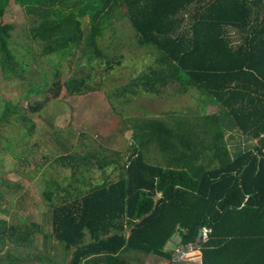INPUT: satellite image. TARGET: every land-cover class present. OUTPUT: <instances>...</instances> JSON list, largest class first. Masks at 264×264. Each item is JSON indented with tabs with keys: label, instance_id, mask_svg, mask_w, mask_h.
<instances>
[{
	"label": "trees",
	"instance_id": "1",
	"mask_svg": "<svg viewBox=\"0 0 264 264\" xmlns=\"http://www.w3.org/2000/svg\"><path fill=\"white\" fill-rule=\"evenodd\" d=\"M12 2L30 18L26 35L42 55L80 54L75 74L54 81V93L93 90L79 68L83 59L109 68L121 63L118 44L114 58L100 39L112 19L123 18L136 46L154 58L132 86L157 95L194 88L221 109L208 113L203 104L198 112L142 117L126 150L99 145L58 155L73 179H52L42 191L48 230L0 217V240L29 248L41 233L65 250L62 264H136L142 255L175 260L164 248L178 234L182 246H200L202 264H264V0H0L1 18ZM14 29L0 22L6 81L25 76L23 52L34 49H16ZM42 103L29 107L39 111ZM29 107L5 99L0 136L11 117L28 123ZM228 129L244 137L238 146L229 145ZM154 145L162 163L148 159ZM93 166L103 170L100 178L77 176ZM3 212L10 211L0 206ZM204 228L211 230L205 243Z\"/></svg>",
	"mask_w": 264,
	"mask_h": 264
},
{
	"label": "rangeland",
	"instance_id": "2",
	"mask_svg": "<svg viewBox=\"0 0 264 264\" xmlns=\"http://www.w3.org/2000/svg\"><path fill=\"white\" fill-rule=\"evenodd\" d=\"M0 22L15 27L13 39L16 49L23 50L34 45L26 35L32 24L30 18L17 3H11L6 15L0 17ZM110 23L113 27L103 30L100 41L108 47L109 52L117 46L114 44H118L122 56L117 57L121 63L112 64L109 68L103 62L88 63L83 59L79 68L89 76L88 82L93 89L83 94H71L66 89L56 94L53 90L54 81L63 84L75 74L79 53L44 56L40 47H29L28 51L23 52L29 63L27 72L24 77L14 81H6L0 67V112L5 99L25 107L35 101H44L39 111H32L29 107L28 123L23 124L11 117L10 123L5 125L3 136H0V192L3 194L0 206L10 211L0 213V217L7 219L11 225L45 221L43 215L49 207L42 191L52 179L62 183L73 179L71 170L61 160L55 159L58 155L68 152L83 154L99 145L126 150L133 141L132 124L142 117L168 118L170 114L186 113L189 107L198 112L197 109L204 105L203 109L208 113L221 109L215 100L203 96L194 88L186 93L172 89L157 95L144 91L141 86H132L134 80L153 63V55L149 49L136 46L128 19L114 18ZM115 35L122 38L117 39L113 37ZM111 54L116 57L113 52ZM105 68H108L107 71ZM124 87L134 89L126 92ZM233 132L228 129L226 137L229 145L238 146L244 137ZM154 146L147 154L148 159L162 163L158 148ZM104 169L109 178L114 177L111 167ZM80 171L77 176L82 174L98 179L103 170L93 166L90 172ZM30 211L32 213L28 214ZM43 226L47 231V226ZM42 236L41 233L36 234L29 248L10 244L8 238L4 242L0 240V264H51L48 257L55 264L65 263V250L61 251L59 247L54 249L58 242L52 237L45 240ZM181 246V235L176 234L166 246V249L173 251L175 260L163 261L156 256L149 259V256L142 255L136 264H198V255H202V252L199 249L190 253L182 251V255L178 256L175 251ZM28 253L30 259L26 260ZM37 256L42 260H37Z\"/></svg>",
	"mask_w": 264,
	"mask_h": 264
},
{
	"label": "built area",
	"instance_id": "3",
	"mask_svg": "<svg viewBox=\"0 0 264 264\" xmlns=\"http://www.w3.org/2000/svg\"><path fill=\"white\" fill-rule=\"evenodd\" d=\"M211 232V230L209 228H204L202 229V239L199 242H207L209 240V233ZM199 249L200 250V246L198 245H189L188 247H184L181 246V248H177L176 249V253L179 255H182V251H185V253H190V252H194L195 250Z\"/></svg>",
	"mask_w": 264,
	"mask_h": 264
},
{
	"label": "crops",
	"instance_id": "4",
	"mask_svg": "<svg viewBox=\"0 0 264 264\" xmlns=\"http://www.w3.org/2000/svg\"><path fill=\"white\" fill-rule=\"evenodd\" d=\"M47 212H48V211H46V213H47ZM30 213H32V211L28 212V214H30ZM46 213H44L43 217H45V214H46ZM43 221H44V219H43L42 222H40V223H39V222H36V221H30V222H36V223L42 225V224H44V222H45V221H44V222H43ZM24 223H25V222H24ZM13 225H16V224H13ZM42 237H43V236H42ZM43 238H44V237H43ZM169 243H171V242H169ZM169 243H167L166 246L169 245ZM166 246H165V248H164L165 251H168L169 253H173V251H171V249H166ZM57 247H59L58 249L62 251V248H60L59 243H57L56 245L53 246L54 249L57 248ZM152 256L154 257L155 255H149V259H150V257H152ZM198 256H199V262H198V264H202V255L199 254ZM156 257H157V256H156ZM146 259H147V257H146ZM157 259H158V257H157ZM160 259H161V257H160ZM163 261H165V260L163 259Z\"/></svg>",
	"mask_w": 264,
	"mask_h": 264
},
{
	"label": "water",
	"instance_id": "5",
	"mask_svg": "<svg viewBox=\"0 0 264 264\" xmlns=\"http://www.w3.org/2000/svg\"><path fill=\"white\" fill-rule=\"evenodd\" d=\"M202 239V230L199 233V241Z\"/></svg>",
	"mask_w": 264,
	"mask_h": 264
}]
</instances>
